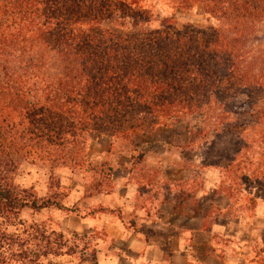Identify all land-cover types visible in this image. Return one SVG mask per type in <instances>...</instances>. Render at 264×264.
<instances>
[{
  "label": "trees",
  "instance_id": "trees-1",
  "mask_svg": "<svg viewBox=\"0 0 264 264\" xmlns=\"http://www.w3.org/2000/svg\"><path fill=\"white\" fill-rule=\"evenodd\" d=\"M177 1L183 9L200 3L217 24L178 29L165 18L161 29H145L150 13L133 9L118 18V0H0V124L7 143L0 213H80L51 197H21L5 181L13 155L80 165L91 134L136 145L137 135L168 116L209 119L212 131L239 145L227 172L264 184V0ZM239 94L244 100L233 103ZM112 172L109 166L107 178Z\"/></svg>",
  "mask_w": 264,
  "mask_h": 264
},
{
  "label": "rangeland",
  "instance_id": "rangeland-1",
  "mask_svg": "<svg viewBox=\"0 0 264 264\" xmlns=\"http://www.w3.org/2000/svg\"><path fill=\"white\" fill-rule=\"evenodd\" d=\"M116 9L121 19L128 18L133 9L149 12L151 22L144 25L145 29H161L165 18L173 19L178 29L185 24L198 28L217 24L200 3L183 9L177 0H118ZM106 24L114 28L113 24ZM253 41L259 42L260 37ZM243 100L242 94L232 98L236 104ZM3 131L0 124V161L7 151ZM237 148L239 145L230 136L212 131L209 119L189 115L161 118L152 129L136 136V145L120 135L91 134L86 147L87 160L80 165L71 162L51 166L48 160L13 155L16 164L5 181L21 197L29 200L51 197L66 207L78 206L80 213L57 207L42 210L27 207L14 214L1 212L0 264H82L86 258H93L94 246L99 239L106 238L105 232L100 229L82 232V216L92 210L91 201H97L90 200L93 195L113 191L115 185L107 178L108 167H122L124 161L139 182V191L147 203L150 198L168 192H176L185 199L199 191L212 196L225 193L234 208L253 214L258 206L254 196L264 192V184L245 182L227 172L229 158ZM205 198L208 195L202 196V203ZM201 207L204 209L205 204ZM59 233L62 238L57 236ZM54 250L61 254L54 256ZM47 252L50 254L43 256Z\"/></svg>",
  "mask_w": 264,
  "mask_h": 264
},
{
  "label": "crops",
  "instance_id": "crops-1",
  "mask_svg": "<svg viewBox=\"0 0 264 264\" xmlns=\"http://www.w3.org/2000/svg\"><path fill=\"white\" fill-rule=\"evenodd\" d=\"M112 175L113 191L90 199L104 210L82 216V232L100 229L106 237L82 264H264V192L254 196L253 214L234 208L225 193L185 199L168 192L147 203L127 162Z\"/></svg>",
  "mask_w": 264,
  "mask_h": 264
}]
</instances>
